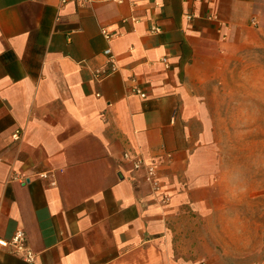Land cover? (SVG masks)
<instances>
[{
	"label": "crops",
	"instance_id": "0c3cea01",
	"mask_svg": "<svg viewBox=\"0 0 264 264\" xmlns=\"http://www.w3.org/2000/svg\"><path fill=\"white\" fill-rule=\"evenodd\" d=\"M262 33L264 0H0V239L31 253L0 264H264L207 94Z\"/></svg>",
	"mask_w": 264,
	"mask_h": 264
},
{
	"label": "rangeland",
	"instance_id": "374dc122",
	"mask_svg": "<svg viewBox=\"0 0 264 264\" xmlns=\"http://www.w3.org/2000/svg\"><path fill=\"white\" fill-rule=\"evenodd\" d=\"M207 90L226 160V191L231 197L242 193L244 219L258 204L259 223L264 225V33L260 44L245 49Z\"/></svg>",
	"mask_w": 264,
	"mask_h": 264
},
{
	"label": "built area",
	"instance_id": "2783aa9c",
	"mask_svg": "<svg viewBox=\"0 0 264 264\" xmlns=\"http://www.w3.org/2000/svg\"><path fill=\"white\" fill-rule=\"evenodd\" d=\"M65 0H62V2ZM116 2H122L124 0H115ZM150 31L155 33L159 31V28L156 26H152L150 28ZM101 34L104 37V39H106L107 41H109L113 35L111 33H108L104 28L101 29ZM102 54L106 57L107 62H108V68L104 69V70H96L93 73L94 78H96L97 80H102L105 77H107L109 74H111L112 72L116 71V66L114 64L113 61V55L111 52V49L109 47H106L103 51ZM163 63H167L165 58L161 59ZM130 93L133 95H137L140 98H145L146 97V93L138 86L134 85L131 89H130ZM13 138L17 139L18 138V132H14L12 134ZM124 158H129L127 154L124 155ZM133 166L135 169H139V168H144L145 169V178L148 181V183L150 184L151 190L154 193H157L158 195H160L161 197V203L162 204H166L168 202V195L166 193H164L163 191H161V184L158 181V179L156 178V169L154 167V165L152 164H147L144 159L142 157H136L135 159H133ZM29 179L28 178H24L21 180V182L26 183L28 182ZM53 184V183H51ZM24 233L20 230L16 231L14 233V235L12 236V238L10 240L4 241L0 239V244L2 245H7L9 247H11L14 251H22L24 252V257L30 261L31 260V253L25 250V246H24Z\"/></svg>",
	"mask_w": 264,
	"mask_h": 264
}]
</instances>
